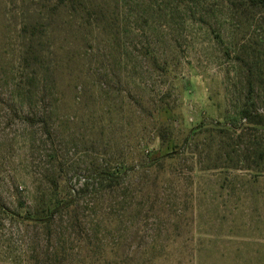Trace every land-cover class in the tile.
I'll list each match as a JSON object with an SVG mask.
<instances>
[{
	"label": "rangeland",
	"instance_id": "1",
	"mask_svg": "<svg viewBox=\"0 0 264 264\" xmlns=\"http://www.w3.org/2000/svg\"><path fill=\"white\" fill-rule=\"evenodd\" d=\"M0 264H264V2L0 0Z\"/></svg>",
	"mask_w": 264,
	"mask_h": 264
},
{
	"label": "trees",
	"instance_id": "2",
	"mask_svg": "<svg viewBox=\"0 0 264 264\" xmlns=\"http://www.w3.org/2000/svg\"><path fill=\"white\" fill-rule=\"evenodd\" d=\"M252 2H256V1H260V0H251ZM261 1H263L264 2V0H261ZM62 3V2H61ZM59 4V7H56L55 8V11H52L53 12V14H55V12L59 9V8H61L62 7V4ZM47 21H48V24L50 25L51 24V22H52V20H51V17H49V18H47ZM48 28H49V26H48ZM35 36V34H31V36H30V42H29V52H32V50H31V48H33V46H32V44H34L35 43V41H36V37H34ZM40 57V56H39ZM38 57V58H39ZM246 116H249L248 114H246ZM69 205H71V204H66V206L68 207Z\"/></svg>",
	"mask_w": 264,
	"mask_h": 264
}]
</instances>
